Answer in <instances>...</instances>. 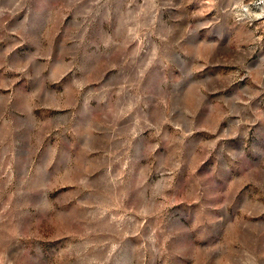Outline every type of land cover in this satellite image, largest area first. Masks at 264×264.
<instances>
[{
    "label": "rangeland",
    "instance_id": "374dc122",
    "mask_svg": "<svg viewBox=\"0 0 264 264\" xmlns=\"http://www.w3.org/2000/svg\"><path fill=\"white\" fill-rule=\"evenodd\" d=\"M0 264H264V0H0Z\"/></svg>",
    "mask_w": 264,
    "mask_h": 264
}]
</instances>
